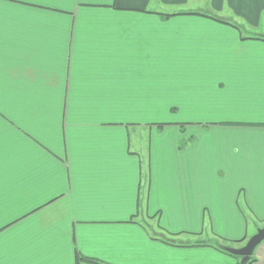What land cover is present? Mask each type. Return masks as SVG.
<instances>
[{"label":"crops","instance_id":"crops-1","mask_svg":"<svg viewBox=\"0 0 264 264\" xmlns=\"http://www.w3.org/2000/svg\"><path fill=\"white\" fill-rule=\"evenodd\" d=\"M260 213L264 0H0V264H229Z\"/></svg>","mask_w":264,"mask_h":264},{"label":"water","instance_id":"water-1","mask_svg":"<svg viewBox=\"0 0 264 264\" xmlns=\"http://www.w3.org/2000/svg\"><path fill=\"white\" fill-rule=\"evenodd\" d=\"M264 241V226L260 227L252 235L245 245L241 247L221 246L222 249L236 256L241 257L240 264H248L254 254L255 249Z\"/></svg>","mask_w":264,"mask_h":264},{"label":"rangeland","instance_id":"rangeland-1","mask_svg":"<svg viewBox=\"0 0 264 264\" xmlns=\"http://www.w3.org/2000/svg\"><path fill=\"white\" fill-rule=\"evenodd\" d=\"M162 104H164V106H165V110H163L164 112L162 113V114H160V116L161 117H159V118H157V119H149L150 120V122L152 121V120H154V121H158V122H165V121H171V120H173V115H172V113L171 112H169L168 110H167V108H169L170 106H172V104L173 103H171V102H168V103H162ZM260 214H263V213H260ZM264 215V214H263ZM251 216L253 217V218H255L256 220H258V221H260L259 219H257L258 217L256 216V214H251ZM208 217V216H207ZM264 226V225H263ZM210 226H209V223L207 222L206 223V225H205V228H209ZM258 230V229H257ZM251 237V236H250ZM249 237V238H250ZM224 240V239H223ZM219 240L218 239H215L213 242L216 244L217 242H218ZM224 242H226V244H228V245H222L221 244V246H228V247H241V245H240V243H238V242H233V241H228V240H224ZM224 251V250H223ZM226 252V251H225ZM230 257H231V263H229V264H239L240 263V261H241V257L240 256H236V255H233V254H230V253H228V252H226Z\"/></svg>","mask_w":264,"mask_h":264},{"label":"trees","instance_id":"trees-1","mask_svg":"<svg viewBox=\"0 0 264 264\" xmlns=\"http://www.w3.org/2000/svg\"><path fill=\"white\" fill-rule=\"evenodd\" d=\"M219 19H220V18H219ZM216 246L219 247L220 249H222L220 245L216 244ZM222 250H224V249H222ZM224 251H225V250H224ZM226 252H227V251H226ZM230 254H231V253H230ZM252 262H253V256L251 257V260L249 261L248 264H251Z\"/></svg>","mask_w":264,"mask_h":264},{"label":"snow or ice","instance_id":"snow-or-ice-1","mask_svg":"<svg viewBox=\"0 0 264 264\" xmlns=\"http://www.w3.org/2000/svg\"><path fill=\"white\" fill-rule=\"evenodd\" d=\"M32 6H36V5H32Z\"/></svg>","mask_w":264,"mask_h":264}]
</instances>
